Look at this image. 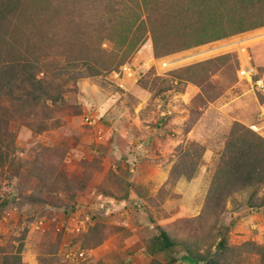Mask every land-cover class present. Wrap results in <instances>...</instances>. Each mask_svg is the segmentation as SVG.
Wrapping results in <instances>:
<instances>
[{
    "label": "rangeland",
    "instance_id": "1",
    "mask_svg": "<svg viewBox=\"0 0 264 264\" xmlns=\"http://www.w3.org/2000/svg\"><path fill=\"white\" fill-rule=\"evenodd\" d=\"M2 1L0 63L26 59L42 78L62 60L64 19L89 26L94 0ZM123 17L97 59L113 66L68 81L61 101L29 116L3 103L0 264H202L186 254L212 258L221 238L230 249L219 264H261L264 184L233 188L220 210L211 205L234 139L264 141V91L237 76L248 61L264 81V26L156 58L151 34L136 33L137 23L130 31ZM123 64L141 77L114 80ZM74 212L91 214V229L56 234ZM157 227L175 246L152 254Z\"/></svg>",
    "mask_w": 264,
    "mask_h": 264
},
{
    "label": "trees",
    "instance_id": "2",
    "mask_svg": "<svg viewBox=\"0 0 264 264\" xmlns=\"http://www.w3.org/2000/svg\"><path fill=\"white\" fill-rule=\"evenodd\" d=\"M8 3L0 0V20L6 16ZM92 7L91 24L87 27L81 24V20L64 19L62 60L51 76L46 73L44 77L37 78L34 64L26 59L19 61L13 55L9 61L0 63V124L6 122L2 114L8 109L3 103L7 102L10 110L20 114L26 112L29 116L45 100L54 103L61 101L68 81L76 83L86 72L96 75L113 66L114 60L100 63L97 59L105 55L106 51L101 48V44L108 40L111 24L123 15L126 20L132 21H129L130 31L137 23L136 33L143 31L151 34L156 58L264 26V0H94ZM224 22L232 24L230 30L218 31L214 27ZM185 35L187 38L184 39ZM93 38L97 41L95 46L87 42ZM234 140L236 144L231 147L235 155L222 158L221 174L224 175L225 184L217 188L219 198L211 205L213 209H222L221 201L231 194L233 188L264 184V141L252 134L250 140ZM2 163L0 150V166ZM193 175L192 172L188 178ZM11 200L15 201L17 197L12 195ZM5 203L6 199L0 201L1 210ZM92 226L89 225L80 237ZM157 230L152 254L165 252L175 246L167 233L158 227ZM229 249L225 238H221L216 245L214 257L197 259L186 254L185 258L202 264H219L217 258L225 255ZM80 250L85 251L81 247ZM256 250L261 264H264V247H256Z\"/></svg>",
    "mask_w": 264,
    "mask_h": 264
},
{
    "label": "built area",
    "instance_id": "3",
    "mask_svg": "<svg viewBox=\"0 0 264 264\" xmlns=\"http://www.w3.org/2000/svg\"><path fill=\"white\" fill-rule=\"evenodd\" d=\"M180 59H175L172 62L168 63L167 65H170L172 63H175ZM256 71L251 66V64L248 61H243L241 65L237 69V76L240 79L246 80L249 83H253L255 86V89L257 91H264V81L262 79L256 78ZM128 76V77H136L140 78L141 73L137 69H133L129 64H123L121 65L117 70H113L111 72V77L114 80H118L121 77ZM122 86V84L120 85ZM83 122L85 125L91 126L92 125V116L89 114H86L83 116ZM98 139L101 140V132H98ZM91 214L83 213L78 215L76 212L72 213L68 217V223L67 225L59 224L54 228V232L56 234L66 235L68 233L72 234L75 237H78L80 234L86 231L87 227L91 225ZM36 229H41L42 231L45 230L44 223L42 220H38L35 223Z\"/></svg>",
    "mask_w": 264,
    "mask_h": 264
}]
</instances>
